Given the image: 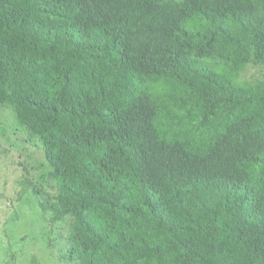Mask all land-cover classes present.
Here are the masks:
<instances>
[{
  "label": "trees",
  "instance_id": "1",
  "mask_svg": "<svg viewBox=\"0 0 264 264\" xmlns=\"http://www.w3.org/2000/svg\"><path fill=\"white\" fill-rule=\"evenodd\" d=\"M261 64L264 0H0V107L44 149L61 259L264 264Z\"/></svg>",
  "mask_w": 264,
  "mask_h": 264
},
{
  "label": "rangeland",
  "instance_id": "2",
  "mask_svg": "<svg viewBox=\"0 0 264 264\" xmlns=\"http://www.w3.org/2000/svg\"><path fill=\"white\" fill-rule=\"evenodd\" d=\"M242 80L264 81V64L249 66ZM219 101L208 99L202 104L201 123ZM173 118L180 129L191 122L189 137L197 130L198 123L185 112L176 111ZM26 139L28 135L16 126L14 111L0 107V264H68L61 257L70 220H55L41 209L37 190L51 170L44 149Z\"/></svg>",
  "mask_w": 264,
  "mask_h": 264
}]
</instances>
